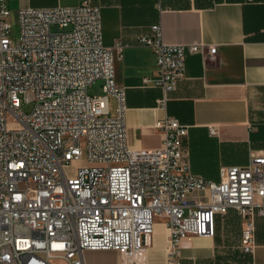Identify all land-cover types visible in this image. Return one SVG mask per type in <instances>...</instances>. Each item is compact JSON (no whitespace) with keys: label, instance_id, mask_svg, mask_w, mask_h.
<instances>
[{"label":"built area","instance_id":"obj_1","mask_svg":"<svg viewBox=\"0 0 264 264\" xmlns=\"http://www.w3.org/2000/svg\"><path fill=\"white\" fill-rule=\"evenodd\" d=\"M152 1L163 9L164 0ZM11 14L0 0V264H85V250L147 264L146 239L158 217L170 235L166 264H183L184 239L213 236L217 216L231 208L246 221L241 249L255 252L264 153L221 166L219 182L206 180L186 158L188 126L172 116L155 123L164 135L159 147H130L126 87L115 80L122 45H104L96 0L20 8L16 37ZM139 41L155 54V74L143 83L161 89L163 109L186 77L188 52L218 57L217 45L167 43L161 23ZM97 80L102 93L90 95ZM28 101L34 106L25 112Z\"/></svg>","mask_w":264,"mask_h":264},{"label":"crops","instance_id":"obj_2","mask_svg":"<svg viewBox=\"0 0 264 264\" xmlns=\"http://www.w3.org/2000/svg\"><path fill=\"white\" fill-rule=\"evenodd\" d=\"M80 0H8L23 7L72 6ZM101 6L103 43L115 50V80L126 87L127 143L134 149L161 145L159 118L172 116L188 126L186 158L194 173L220 181L223 165H247L264 153V0H96ZM161 23L167 43L217 45L215 61L200 52L186 55V77L158 105L159 87L145 85L155 74L153 50L139 41L150 25ZM115 115V99L109 98ZM217 128L216 134L210 127ZM246 221L233 208L218 215L213 236L192 235L182 243L183 264H264V216L255 220V252L241 249ZM169 230L158 217L147 237V264H166ZM85 264H119L113 250L83 252Z\"/></svg>","mask_w":264,"mask_h":264},{"label":"rangeland","instance_id":"obj_3","mask_svg":"<svg viewBox=\"0 0 264 264\" xmlns=\"http://www.w3.org/2000/svg\"><path fill=\"white\" fill-rule=\"evenodd\" d=\"M11 18H12V23H13V37H16L18 35V31H19V26L17 24V20H16V11L13 10L12 14H11ZM53 30H58V26L54 25L53 26ZM102 84L103 81L102 80H97L95 81L89 88H88V92L90 95H99L102 93ZM34 106V102L33 101H28V102H24L22 105V109L25 112H30L32 110Z\"/></svg>","mask_w":264,"mask_h":264}]
</instances>
